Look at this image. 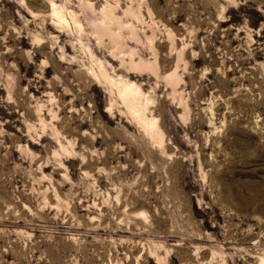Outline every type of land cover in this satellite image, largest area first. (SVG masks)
Returning <instances> with one entry per match:
<instances>
[{
	"label": "rangeland",
	"instance_id": "1",
	"mask_svg": "<svg viewBox=\"0 0 264 264\" xmlns=\"http://www.w3.org/2000/svg\"><path fill=\"white\" fill-rule=\"evenodd\" d=\"M0 264H264V0H0Z\"/></svg>",
	"mask_w": 264,
	"mask_h": 264
},
{
	"label": "bare ground",
	"instance_id": "2",
	"mask_svg": "<svg viewBox=\"0 0 264 264\" xmlns=\"http://www.w3.org/2000/svg\"><path fill=\"white\" fill-rule=\"evenodd\" d=\"M52 6H53V10H54V12L56 13V14H58L62 19L64 18L63 17V15L61 14V12H60V10L57 8V6H56V4L54 3V2H52ZM63 21H64V19H63ZM114 25V24H113ZM98 30V29H97ZM103 30V29H102ZM124 86V85H123ZM123 88V87H122ZM136 90H139V93H137V94H133V93H131L130 94V92H128V90H123V91H121V93L123 92L124 94H126V95H132V96H134V97H136V96H139V94L142 92V90L141 89H138L137 87H134ZM132 90V89H131ZM134 90V89H133ZM135 91V90H134ZM123 94V95H124ZM123 97V96H122ZM124 98V97H123ZM127 101H128V98H127ZM131 101V100H130ZM139 117H141V116H139ZM155 121V120H154ZM157 121V120H156Z\"/></svg>",
	"mask_w": 264,
	"mask_h": 264
}]
</instances>
